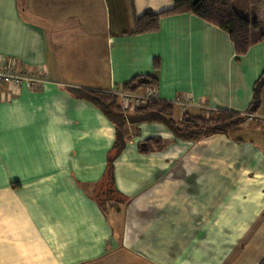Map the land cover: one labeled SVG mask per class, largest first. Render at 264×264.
Returning <instances> with one entry per match:
<instances>
[{"label": "crops", "instance_id": "crops-1", "mask_svg": "<svg viewBox=\"0 0 264 264\" xmlns=\"http://www.w3.org/2000/svg\"><path fill=\"white\" fill-rule=\"evenodd\" d=\"M260 5L248 0L245 12L236 11L259 24L255 39ZM173 6V0H0V67L38 80L33 89L0 83V264H243L232 261L233 245L247 235L264 241L258 122L225 134L245 128L257 138L250 149L247 141L211 137L225 153L212 165L197 163L203 151L194 154V142L176 140L162 124L128 125L113 165L126 202H107L103 211L91 199L115 129L67 88L113 93L133 77L151 76L155 98L174 103L177 122L184 114L245 115L252 104L264 73V39L238 58L225 32L190 14L162 18L155 33L125 35L134 16ZM259 100L256 119L264 117V85ZM149 138L165 144L140 153Z\"/></svg>", "mask_w": 264, "mask_h": 264}, {"label": "trees", "instance_id": "trees-1", "mask_svg": "<svg viewBox=\"0 0 264 264\" xmlns=\"http://www.w3.org/2000/svg\"><path fill=\"white\" fill-rule=\"evenodd\" d=\"M132 3V0H129ZM170 10L160 13L145 11L140 17H133L132 30L125 35H144L155 33L162 18L190 14L225 32L233 44L236 57H241L247 50L264 39V0H261L259 17L262 29L258 38L252 33L259 31V24L238 14L233 8L232 0H173ZM264 85V73L254 86V98L247 113L241 115L228 111L209 112L204 116L194 117L184 114L180 121L173 119L174 103L159 99L147 100L144 104L126 113L120 107L119 99L114 93H105L90 89L67 88L76 99L83 100L101 111L115 129V142L108 154L106 170L101 181L95 187L91 199L104 211L107 202L124 203L123 197L114 185V162L124 150L129 134L128 125L139 123H159L164 125L176 140L196 142L214 135H225L229 131L245 124L247 114H255L259 107V94ZM157 87V81L151 76H136L123 85L122 91L136 93ZM32 87L31 89H33ZM165 142L160 138H149L138 145L142 154L153 149H161Z\"/></svg>", "mask_w": 264, "mask_h": 264}, {"label": "rangeland", "instance_id": "rangeland-1", "mask_svg": "<svg viewBox=\"0 0 264 264\" xmlns=\"http://www.w3.org/2000/svg\"><path fill=\"white\" fill-rule=\"evenodd\" d=\"M247 1L248 0H233V7L235 11L239 13L245 12L241 10L245 9ZM243 17H245V13ZM245 18L248 19V17ZM245 130V128L244 130L239 128L237 129V132L231 134L232 136H224L232 138V140H237L238 143H246L247 141V149H250L251 142H254L255 140H257V138H254L250 134L251 132L249 133L247 132V130ZM211 137L203 138L202 140L194 142V154H197L201 150L203 151L202 153H200V155H198L199 161L197 163H207L209 165H212L213 163L219 164L225 161V153L222 150L220 151V153L218 152V149H220V147L218 146V142H216L215 140H211ZM241 140L244 142H239ZM208 155L210 156L207 159L203 158H206ZM210 175H215L217 178L216 180L221 179L218 174L210 172ZM211 185H213V183L210 182L209 186ZM217 187L219 188V184H217ZM252 238V236L247 235L245 237H242L241 242L235 243L233 245V248L231 249L232 257H237L233 258L232 261L235 259H239L242 260L243 264H264V241L261 242L260 245H258L255 242V239L252 241ZM197 243L201 246V249H205V247H207V245L203 244L202 241H199Z\"/></svg>", "mask_w": 264, "mask_h": 264}, {"label": "built area", "instance_id": "built-area-1", "mask_svg": "<svg viewBox=\"0 0 264 264\" xmlns=\"http://www.w3.org/2000/svg\"><path fill=\"white\" fill-rule=\"evenodd\" d=\"M38 82L37 78L29 75H22L16 73L9 66L0 67V83L7 84L9 86H24L27 89H31ZM119 99L120 107L123 111H128L139 105L144 104L147 100L156 99L153 89L142 92L130 93L120 90L113 92ZM258 122L264 127V117L262 119H256L252 114L247 115L245 123Z\"/></svg>", "mask_w": 264, "mask_h": 264}]
</instances>
